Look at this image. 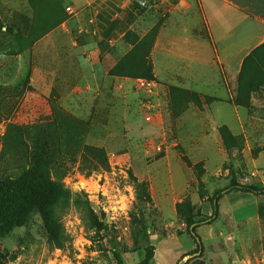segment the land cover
I'll return each instance as SVG.
<instances>
[{
  "label": "rangeland",
  "instance_id": "rangeland-1",
  "mask_svg": "<svg viewBox=\"0 0 264 264\" xmlns=\"http://www.w3.org/2000/svg\"><path fill=\"white\" fill-rule=\"evenodd\" d=\"M195 1L0 0V136L17 125L29 145L21 156L47 150L63 165L51 166L58 185L42 196L54 235L38 208L20 225L15 198L14 227L0 232V264H139L148 240L156 248L152 264H264V195L247 201L257 207L256 216L236 222L227 212L199 225L204 242L209 236L218 242L203 254L186 233L188 214L176 210L177 202L203 193L192 214L203 219L212 213L213 195L232 182L264 187V88L249 107L236 106V66L178 67L174 55L161 54L178 39L201 42ZM156 26L150 59L159 115L148 121L131 79L110 70ZM92 64L100 67L98 79L90 74ZM204 74L220 76L231 94L208 101L194 91L199 96L192 101L175 104L171 88L194 79L205 86L198 79ZM223 125L242 137V148L224 145ZM92 147L102 148L107 161ZM18 156L0 159V178L19 175L4 171L17 166ZM130 171L149 182L153 204L138 201ZM140 213L147 235L136 237Z\"/></svg>",
  "mask_w": 264,
  "mask_h": 264
},
{
  "label": "trees",
  "instance_id": "trees-1",
  "mask_svg": "<svg viewBox=\"0 0 264 264\" xmlns=\"http://www.w3.org/2000/svg\"><path fill=\"white\" fill-rule=\"evenodd\" d=\"M117 24V23H116ZM114 24L109 29V32L104 34V39L109 38L111 31H113L117 25ZM158 34V27H154L144 37L138 38L134 43L133 48L121 58L115 66L110 70V74L114 76L129 77L130 79L147 78L155 80L153 73V63L150 59L151 50L155 44ZM264 88V42L253 48L250 53L244 59L238 76V87L236 96L232 99L236 106L249 107L251 105L252 96L258 91ZM172 97L174 103L190 102L193 98H196L197 93L194 91L182 88L172 87ZM208 101H214L216 97H206ZM221 136L223 138L224 145L227 148L236 149L242 148L243 139L239 135L232 133L227 125H223L219 128ZM29 148L28 143L24 139V131L17 125H10L6 133L0 136V159L4 158L7 154L13 156L19 155L16 159L18 161L17 166L5 168V175L8 171L20 170L18 176H6L0 178V232L8 234L14 227V217L11 215L14 213V206L16 205L15 198H19L17 204L18 220L19 224H23L30 214V212L38 208L42 217L46 220V224L50 226L51 233L54 235L56 228L52 220V214L43 200V195L46 191H51L58 184L52 180L51 166L54 169L59 170L63 167L62 163L52 162V153L50 151H44L40 149L38 152L32 153L27 150L26 156H21L20 151L22 149ZM88 148V147H87ZM91 150L99 157H104L107 161V155L102 148L92 147ZM163 154H160L158 158H162ZM233 170V169H231ZM132 183L136 189V196L140 203L153 204V196L150 191L149 182L146 180H139L138 177L132 172H129ZM231 192H243L256 196L264 195V187L254 184H243L237 181L232 182L229 186L218 190L211 199L212 213L210 215H204L203 219L196 220L192 215L196 204L190 198H185L182 201L176 203V210L178 214H188V228L187 232L190 234L197 244L196 251L204 252V245L201 237L197 232V228L201 224H212L220 216L219 202L220 199ZM200 197H204L203 193H200ZM50 215L48 216V213ZM195 214V213H194ZM134 222L137 229L134 235L137 237L139 234L147 235L146 223L143 214L135 215ZM150 243L146 247V256L139 264H152L155 257V246ZM198 257H201L198 256ZM178 264H182L179 260Z\"/></svg>",
  "mask_w": 264,
  "mask_h": 264
},
{
  "label": "crops",
  "instance_id": "crops-1",
  "mask_svg": "<svg viewBox=\"0 0 264 264\" xmlns=\"http://www.w3.org/2000/svg\"><path fill=\"white\" fill-rule=\"evenodd\" d=\"M194 3L197 4L199 14L202 16L201 31L204 35H201V42L190 44V39H178L176 45L171 44L169 47V44H166L161 49V54L174 55L169 58L175 59L178 67L217 66L225 67V71H229L231 67L236 66L239 73L250 51L264 42V0H196ZM55 32L56 29L49 31L34 44V49L40 48L42 40L52 38ZM56 49L59 50V47L54 48ZM63 50L64 56L68 59V49ZM85 66L88 67L89 64ZM91 68L90 74L98 79L100 67L92 64ZM224 78L227 79L226 76ZM198 79L199 83L207 84L197 86L194 79L192 84H184L182 87L197 92L203 91L205 96L217 98L225 97L232 92L220 76L204 74ZM253 196L257 197L243 192L225 194L219 202V218L227 212H230L236 222L251 218L253 214L256 216L257 207L247 203ZM191 198L194 204H201L198 194H193ZM212 237L214 236H209L205 242L201 237L204 248L218 244L215 241L209 242Z\"/></svg>",
  "mask_w": 264,
  "mask_h": 264
},
{
  "label": "built area",
  "instance_id": "built-area-1",
  "mask_svg": "<svg viewBox=\"0 0 264 264\" xmlns=\"http://www.w3.org/2000/svg\"><path fill=\"white\" fill-rule=\"evenodd\" d=\"M178 1H187V0H178ZM67 10L71 14L75 12L71 5L67 6ZM131 81L145 110L144 112L145 118L148 121L154 120L159 115L158 114L159 111L157 107L154 105V99L158 94L157 92L158 82L143 77L131 79ZM157 149L160 152L163 150L161 148V145H158Z\"/></svg>",
  "mask_w": 264,
  "mask_h": 264
},
{
  "label": "water",
  "instance_id": "water-1",
  "mask_svg": "<svg viewBox=\"0 0 264 264\" xmlns=\"http://www.w3.org/2000/svg\"><path fill=\"white\" fill-rule=\"evenodd\" d=\"M141 1H144V0H141ZM202 253V248L200 249V251L198 252V254H201Z\"/></svg>",
  "mask_w": 264,
  "mask_h": 264
}]
</instances>
